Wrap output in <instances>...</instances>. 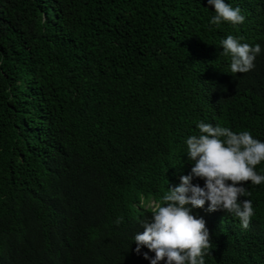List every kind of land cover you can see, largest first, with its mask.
Wrapping results in <instances>:
<instances>
[{
    "label": "trees",
    "instance_id": "1",
    "mask_svg": "<svg viewBox=\"0 0 264 264\" xmlns=\"http://www.w3.org/2000/svg\"><path fill=\"white\" fill-rule=\"evenodd\" d=\"M225 2L243 24L208 0H0V264H151L134 237L191 174L197 124L264 142V0ZM229 35L260 44L253 70L231 73ZM243 186L247 229L192 210L205 264H264V183Z\"/></svg>",
    "mask_w": 264,
    "mask_h": 264
},
{
    "label": "clouds",
    "instance_id": "2",
    "mask_svg": "<svg viewBox=\"0 0 264 264\" xmlns=\"http://www.w3.org/2000/svg\"><path fill=\"white\" fill-rule=\"evenodd\" d=\"M214 6L216 15L211 24L227 21L233 25L243 24L246 17L239 7L233 8L225 0H208ZM243 37L227 36L221 41L223 51L219 55L230 56V71L233 74L247 73L254 69L260 44L251 46L241 43ZM199 135L186 139L188 157L194 161L191 174L181 175V183L169 187L163 196V204L152 206V219L143 224V231L136 234V252L147 247L155 253L144 258L151 264H205L204 256L213 249L209 229L203 217L192 214L194 208L201 209L207 204L208 212L226 211L239 218L244 229L249 227L254 210L250 192L243 185L264 183V175L255 168L264 162V142L253 138L249 131L233 132L230 128L200 121ZM194 178L205 181L203 187L193 184ZM229 181L231 183H229ZM123 218H119V224Z\"/></svg>",
    "mask_w": 264,
    "mask_h": 264
}]
</instances>
